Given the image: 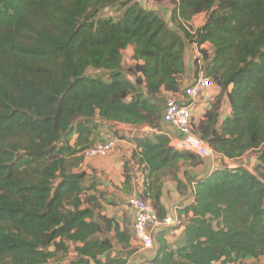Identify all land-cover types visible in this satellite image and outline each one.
Segmentation results:
<instances>
[{
    "label": "trees",
    "instance_id": "16d2710c",
    "mask_svg": "<svg viewBox=\"0 0 264 264\" xmlns=\"http://www.w3.org/2000/svg\"><path fill=\"white\" fill-rule=\"evenodd\" d=\"M42 1L0 0V26ZM167 3L173 28L140 0H71L56 18L59 35L45 46L0 38V48L21 63L60 59L55 78L44 73L43 89L9 74L15 92L0 88V264H126L132 235L101 213L98 182L82 168L81 151L95 142V118L147 127L132 138L123 184L164 217L163 180L184 193L181 167L200 163L174 149L161 128L165 96L183 93L191 43L202 46L205 76L220 90L192 131L221 162L189 178L191 201L177 211L181 225L167 227L182 228L180 239L169 243L158 232L147 264H264V0ZM200 13L204 21L193 28L189 21ZM193 68L196 74V62ZM223 96L230 113L219 120ZM247 152L256 157L251 169L227 166ZM133 168L144 178L141 191L131 183Z\"/></svg>",
    "mask_w": 264,
    "mask_h": 264
},
{
    "label": "crops",
    "instance_id": "0c3cea01",
    "mask_svg": "<svg viewBox=\"0 0 264 264\" xmlns=\"http://www.w3.org/2000/svg\"><path fill=\"white\" fill-rule=\"evenodd\" d=\"M141 5L148 10H155L163 18V20L173 28L170 23V13L171 9L167 3V0H140ZM204 21V14L200 13L195 15L190 21L189 25L196 28L202 24ZM184 65L185 73L182 80L181 88H185L192 83L195 77L193 63L191 60V46L187 44L185 48L184 55ZM219 87L214 83H211L207 88H205L202 94L196 99L193 104V123L196 124L200 119H202V114L205 110L210 107L211 101L218 95ZM230 113V107L226 96L221 98V104L219 108V120H222ZM94 123L97 129L94 132V141L104 140L108 137H115L118 140L116 148L111 151L107 156H93L85 157L83 160L82 168L86 169L89 178L96 180L98 193L96 197L98 201L102 204V214L109 218H112L117 224H119L121 229H127L131 235V245L133 247L132 253L129 255L126 264H147L148 260L152 259L156 254L157 243L155 237L153 240V246L150 249L143 248L134 238L132 232V214L127 207V198L132 194L124 186V176H123V165L124 160L129 158L131 153L136 149L135 144L132 142L134 136L141 135L148 132L147 127L139 128L135 126H130L122 123H110L100 121L98 118L94 119ZM161 128L169 136H178L170 126L164 124L161 121ZM255 154L252 152H247L243 156L236 159L235 163L245 166L249 169L255 163ZM225 159L223 160V162ZM221 160L216 155L215 160L213 158L201 159L199 164L194 166L186 162L178 174L179 179L185 186L184 193L177 190L176 183L170 178L166 177L163 180L161 194L159 196V203L164 212L165 216L177 215V211L184 206L188 205L191 201L190 199V182L189 178L197 179L220 164ZM88 166V167H87ZM134 179L131 183L135 188L140 191L143 189L144 178L140 171L133 168ZM93 192L90 191L89 194ZM162 233L165 235L166 240L170 243L174 240H178L179 235L182 233L181 229H167L163 228ZM71 256L65 260L71 259Z\"/></svg>",
    "mask_w": 264,
    "mask_h": 264
},
{
    "label": "built area",
    "instance_id": "2783aa9c",
    "mask_svg": "<svg viewBox=\"0 0 264 264\" xmlns=\"http://www.w3.org/2000/svg\"><path fill=\"white\" fill-rule=\"evenodd\" d=\"M191 60L196 62L197 72L190 85L183 88L182 95L167 94L165 96L164 109L162 112V122L170 126L178 136H169L170 145L177 151L190 152L201 159L213 158L216 153L208 143L195 135L193 128V104L203 90L207 88L211 81L205 76L202 68V46L191 43ZM188 100V104L181 99ZM118 140L115 137L106 140L95 141L90 148H85L81 154L85 157L107 156L117 146ZM228 162V161H227ZM233 166L234 163H227ZM127 207L132 214L133 238L143 247L150 249L153 246L155 235L163 228L181 225V220L177 215L159 217L152 206L136 194H131L127 198ZM53 264V263H46Z\"/></svg>",
    "mask_w": 264,
    "mask_h": 264
},
{
    "label": "rangeland",
    "instance_id": "374dc122",
    "mask_svg": "<svg viewBox=\"0 0 264 264\" xmlns=\"http://www.w3.org/2000/svg\"><path fill=\"white\" fill-rule=\"evenodd\" d=\"M70 4L71 0H43L35 10L22 8L18 12L19 20L16 23L0 26V38L19 46L34 48L45 46L48 38H54L59 35L56 18L63 15ZM128 53H123V68L125 71H128V66L130 65ZM59 65L60 59L49 61L31 60L21 63L10 57L3 48H0V88L8 93L15 92V87L5 76L9 74L16 79L30 82L43 89L44 73H48L52 78H55ZM87 73L91 76L106 78L102 72L92 69H88ZM198 159L201 162V158ZM213 160H215L214 157ZM227 163L233 164L235 162L228 161ZM262 261L263 259H247L242 264H260Z\"/></svg>",
    "mask_w": 264,
    "mask_h": 264
}]
</instances>
